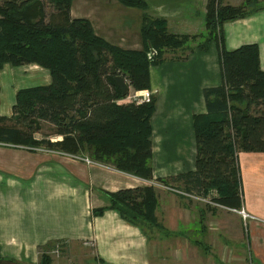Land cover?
<instances>
[{
	"label": "crops",
	"instance_id": "1",
	"mask_svg": "<svg viewBox=\"0 0 264 264\" xmlns=\"http://www.w3.org/2000/svg\"><path fill=\"white\" fill-rule=\"evenodd\" d=\"M146 1L148 6L144 10L126 6L119 0H73L70 11L72 18L89 20L96 34L125 49L146 47L141 32L145 13L166 18L169 31L176 35H193L206 29L209 0ZM224 4L234 3L225 0ZM223 32L229 50L258 44L264 70V5L245 17L225 22ZM162 58L150 66V89L156 99L151 119L152 179L98 162L86 148L69 153L45 144L32 149L0 142L2 257L17 263L39 264L42 253L48 252L54 264H156L154 256L156 260L158 254L154 255L152 239L144 225L125 220L115 209H106L100 215L94 213L95 209L109 205L103 190L115 192L155 185L159 199L157 218L160 213L170 222L176 210L177 215L172 218L181 213L180 226L182 219L184 222V217L190 216L189 211L193 219L201 212L202 205L196 206L195 211L186 208L185 198H192L174 190H160L156 183L162 184L159 179L171 181L180 173L196 170L194 117L208 114L205 88L222 84L219 45L211 41L205 50L189 44L164 48ZM52 81L49 69L38 63H5L0 68V115L12 119L20 90L49 86ZM44 123L54 127L53 134L43 135ZM7 124L13 125L14 120ZM41 125V131L33 135L35 140L56 143L64 139L54 124L42 121ZM87 157L95 162L89 163L85 160ZM239 167L243 189L241 208L253 218L245 220L233 210L238 208L192 200L213 206V211L205 210V221L220 217L224 244L220 257H215L218 261L228 258L226 263L240 264L239 259L249 262L250 258L252 264H264V151H241ZM168 186L179 190L185 187L183 181L171 182ZM164 201L167 203L163 204ZM233 214L241 216L239 230L233 229L228 219L236 217ZM187 227L193 236L199 235L194 233L195 225Z\"/></svg>",
	"mask_w": 264,
	"mask_h": 264
},
{
	"label": "trees",
	"instance_id": "2",
	"mask_svg": "<svg viewBox=\"0 0 264 264\" xmlns=\"http://www.w3.org/2000/svg\"><path fill=\"white\" fill-rule=\"evenodd\" d=\"M119 1L144 10L147 6L146 0ZM224 1L209 0L205 17L208 33L200 45L205 50L211 41L218 43L222 84L205 88L208 114L194 117L196 170L159 181L167 186L183 181L185 191L202 196L216 189L220 194L217 202L239 209L243 198L239 154L264 151V70L258 44L229 50L223 32L225 22L258 9L245 11L243 6ZM251 1L259 0H247ZM72 2L0 0V68L5 63H38L49 69L53 80L49 86L17 93L12 119L0 115V142L32 149L45 144L69 153L86 148L98 162L152 179L151 119L156 99L140 105L119 104L117 100L124 95L115 77L128 78L136 90L150 88V66L163 60L164 48H178L190 37L169 33L165 19L145 13L141 32L146 47L125 49L96 34L89 20L72 18ZM149 42L156 50L151 57ZM10 120L13 125L7 124ZM42 121L54 124L64 139L56 143L35 140L33 135L41 131ZM103 193L109 205L95 209L96 215L115 209L133 224L159 225L156 186ZM39 264H54L52 256L42 253Z\"/></svg>",
	"mask_w": 264,
	"mask_h": 264
},
{
	"label": "rangeland",
	"instance_id": "3",
	"mask_svg": "<svg viewBox=\"0 0 264 264\" xmlns=\"http://www.w3.org/2000/svg\"><path fill=\"white\" fill-rule=\"evenodd\" d=\"M234 6H243L245 11H254L259 9L264 5V0H259L257 3L255 1L247 2V0H233ZM232 5V4H231ZM148 6V3H147ZM146 6V8H147ZM52 12L51 7L47 8V13L50 15ZM148 14V13H147ZM150 15V14H149ZM207 15V13H206ZM205 15V17H206ZM152 18H163L159 16H153L150 15ZM166 21L167 31H169L168 26V20L166 18H163ZM200 19V17H199ZM197 29H195V32ZM201 31H198L197 33L190 35V34H177V36H189L190 38L188 41H186L184 44L193 45L197 48H199L200 45L205 43L207 36L205 35L208 33L207 27L204 30V32L200 33ZM176 35V33H172ZM54 127H52L48 123H44L42 133L43 135H50L54 133ZM53 137V136H52ZM160 190H164L160 188ZM219 192L216 189H211L207 196L212 197L216 199L219 197ZM217 200V199H216ZM167 203V201H164L163 204ZM184 204L187 205L186 208H191L195 211L196 206L202 205L201 212H198V214L193 219V214L191 211L190 216L184 217V222L182 219L183 225L180 226V218L182 214L180 213L179 217L172 218L175 215H177L176 210H174V213L172 214L170 218V222L168 220L164 219L163 214L161 215L158 213L159 219L157 226H152L149 224H144V228L146 231H148V234H150V238L152 239V247L154 249V255L158 254L157 259L155 260L156 256H154V262L156 264H234L233 261L230 263H226V260L228 258H223L224 261H218L215 257H220V248L224 244V236L222 232V228L220 226V220L218 216H215L214 218L211 217V222L209 220L205 221V210L211 209L213 211V206H208L207 204H204L199 201H195L192 199H186L184 200ZM164 205L162 206V209H164ZM160 210V209H159ZM203 210V211H202ZM236 217H228L230 220V224L232 225L233 229H240V217L237 214H233ZM178 223L179 226H176ZM194 233H198V236H193V232L187 230V226H194ZM247 227V225H245ZM170 232L168 234V232ZM175 233H181L180 235L174 234ZM184 234V235H183ZM226 240V238H225ZM157 248L158 253L156 252ZM235 246V245H234ZM248 257V255H247ZM240 264H252L249 262H245L244 259H239ZM13 264L17 263L12 260H8L4 257H1L0 264ZM256 262H254L255 264Z\"/></svg>",
	"mask_w": 264,
	"mask_h": 264
},
{
	"label": "built area",
	"instance_id": "4",
	"mask_svg": "<svg viewBox=\"0 0 264 264\" xmlns=\"http://www.w3.org/2000/svg\"><path fill=\"white\" fill-rule=\"evenodd\" d=\"M149 56L150 57L152 56V52L151 51L149 52ZM125 80L129 84L130 90L128 91V93L123 98L117 100V102L119 104L134 103V104L140 105V104L151 103L152 102V100L154 98V92L150 88L136 90V89H134L132 87V85H131L130 81L128 80V78H125ZM85 160L88 161L89 163L95 162L94 160H92V159H90L88 157L85 158ZM156 185L161 187V188L174 190V191H176V192H178V193H180V194H182V195H184L186 197H189V198H192V199H196V200L202 201V202L207 203V204H212L214 206L223 207V205L220 204L219 202H217L216 199H214L212 197H209V196H202V195H199V194H196V193H193V192L189 193V192L184 191V190L173 189V188H170L169 186H167L165 184L163 185L161 183H156ZM233 210L239 212L243 216V218L245 220H247L249 218H253V216L250 213H248L244 208L233 209Z\"/></svg>",
	"mask_w": 264,
	"mask_h": 264
},
{
	"label": "water",
	"instance_id": "5",
	"mask_svg": "<svg viewBox=\"0 0 264 264\" xmlns=\"http://www.w3.org/2000/svg\"><path fill=\"white\" fill-rule=\"evenodd\" d=\"M148 44H149V48H150V51L152 52V54H155L156 50L153 48L151 42H149ZM115 80H116L118 86L120 87V89L122 90V94L125 96L128 93V91L130 90L129 84L126 82L125 78L122 75L116 76ZM13 264H24V263H13Z\"/></svg>",
	"mask_w": 264,
	"mask_h": 264
},
{
	"label": "flooded vegetation",
	"instance_id": "6",
	"mask_svg": "<svg viewBox=\"0 0 264 264\" xmlns=\"http://www.w3.org/2000/svg\"><path fill=\"white\" fill-rule=\"evenodd\" d=\"M1 264H3V263H1ZM6 264V263H5Z\"/></svg>",
	"mask_w": 264,
	"mask_h": 264
}]
</instances>
